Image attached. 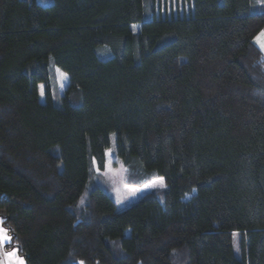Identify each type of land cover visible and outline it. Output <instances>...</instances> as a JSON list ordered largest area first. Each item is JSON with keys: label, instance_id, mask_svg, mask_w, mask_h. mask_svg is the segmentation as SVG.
Listing matches in <instances>:
<instances>
[{"label": "trees", "instance_id": "1", "mask_svg": "<svg viewBox=\"0 0 264 264\" xmlns=\"http://www.w3.org/2000/svg\"><path fill=\"white\" fill-rule=\"evenodd\" d=\"M149 1L0 0V218L26 264H264V5ZM114 133L167 184L124 209L90 185Z\"/></svg>", "mask_w": 264, "mask_h": 264}, {"label": "rangeland", "instance_id": "2", "mask_svg": "<svg viewBox=\"0 0 264 264\" xmlns=\"http://www.w3.org/2000/svg\"><path fill=\"white\" fill-rule=\"evenodd\" d=\"M37 1L42 4H48L50 2V0H37ZM255 1L259 5H264V0H255ZM149 2L153 3V5L156 8L155 15L161 17H172L178 15L184 16L190 14L192 10L190 3L187 1L185 2L183 0H151ZM258 34L256 35V37L258 36ZM261 39L264 40V37H262ZM254 42L264 53V49L260 47V44L257 42L256 39H254ZM53 71H54L53 82L55 88V99L58 101L59 97L64 93V91L69 86V76L66 72L62 71L59 68H55ZM61 73H66L67 75L62 76ZM41 86H43V89L41 88ZM39 89H40V95L41 92L43 91V95H41V100L44 101L45 100L44 85L40 84ZM115 137H116L115 133L111 135L112 142L110 147L106 150L105 169L99 170L96 167L94 168L90 179L91 180L90 185L93 186V185L101 184L111 193L112 197L117 203L118 209H124L127 206L131 205L132 203L136 202L142 195L150 191H161L165 188L145 187V185H151L152 182L156 180L158 177H154L144 184H138L136 182L135 178L130 173L129 169L125 166V164L122 162V160L118 157L116 153ZM86 193L87 192L83 194V197L79 201L80 206L84 204ZM82 200L83 203H81ZM126 233L129 234L130 230L128 229ZM243 240H244L243 233L239 231H235L233 234V245H234L235 253L239 258L244 253ZM0 250L2 252L1 260L4 262V264H7V257L4 256V253L12 252L13 250H18V248L12 246V239H11V241L4 244L3 247L0 248ZM18 255L20 257H23L22 255H20L19 250H18ZM173 261L174 264H187V256L185 249L177 250L174 253Z\"/></svg>", "mask_w": 264, "mask_h": 264}, {"label": "snow or ice", "instance_id": "3", "mask_svg": "<svg viewBox=\"0 0 264 264\" xmlns=\"http://www.w3.org/2000/svg\"><path fill=\"white\" fill-rule=\"evenodd\" d=\"M264 37V30H262L258 36L255 38L257 42L260 44V47L264 49V40L261 38ZM62 76H66V73H61ZM43 89V86H41ZM41 95H43V91L41 92ZM145 187H161V188H166L167 184L165 182L164 177H158L156 180L152 182L151 185H145ZM83 203V200L81 201ZM8 229L3 227V219L0 218V248L3 247L4 244L8 243L11 241V237L8 234ZM4 256L7 257V264H26L25 260L23 257H20L18 255V250H13L12 252H5ZM80 264H83L81 261Z\"/></svg>", "mask_w": 264, "mask_h": 264}, {"label": "crops", "instance_id": "4", "mask_svg": "<svg viewBox=\"0 0 264 264\" xmlns=\"http://www.w3.org/2000/svg\"><path fill=\"white\" fill-rule=\"evenodd\" d=\"M1 258H2V252L0 250V264H4V262L1 260Z\"/></svg>", "mask_w": 264, "mask_h": 264}]
</instances>
